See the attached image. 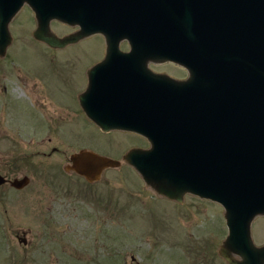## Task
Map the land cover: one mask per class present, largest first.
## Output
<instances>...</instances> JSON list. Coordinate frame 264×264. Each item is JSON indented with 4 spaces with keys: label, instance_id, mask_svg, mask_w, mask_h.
<instances>
[{
    "label": "rangeland",
    "instance_id": "374dc122",
    "mask_svg": "<svg viewBox=\"0 0 264 264\" xmlns=\"http://www.w3.org/2000/svg\"><path fill=\"white\" fill-rule=\"evenodd\" d=\"M35 25L24 3L0 55V172L30 177L21 188L0 184V264H125L131 255L140 264H228L217 251L227 234L217 201L189 192L168 198L125 161L93 182L64 169L80 147L121 158L149 143L132 131H102L77 109L84 48L101 37L52 49L33 36ZM50 26L79 29L54 19ZM251 236L264 242V214L253 218Z\"/></svg>",
    "mask_w": 264,
    "mask_h": 264
},
{
    "label": "water",
    "instance_id": "95a60500",
    "mask_svg": "<svg viewBox=\"0 0 264 264\" xmlns=\"http://www.w3.org/2000/svg\"><path fill=\"white\" fill-rule=\"evenodd\" d=\"M136 2V12L144 20L160 9L150 0ZM24 3L36 20L33 36L51 46H63L97 29L106 33L108 45L117 44L113 18L118 0H0V55L12 38L9 21ZM201 3L200 93L172 98L157 88L148 117L134 121L94 116L103 130H134L149 145L132 146L121 158L81 147L69 154L63 167L93 182L106 167L125 161L168 198L181 201L189 192L217 201L228 228L220 254L229 264H262L264 244L254 242L251 222L264 214V0ZM98 12L103 14L100 18L88 17ZM54 18L76 22L79 29L59 36L50 26ZM151 34V43L158 45L159 34L154 30ZM29 180L27 174L8 178L0 172V183L9 181L16 188ZM20 240L27 242L25 236ZM125 264L140 263L131 255Z\"/></svg>",
    "mask_w": 264,
    "mask_h": 264
},
{
    "label": "flooded vegetation",
    "instance_id": "af4514ba",
    "mask_svg": "<svg viewBox=\"0 0 264 264\" xmlns=\"http://www.w3.org/2000/svg\"><path fill=\"white\" fill-rule=\"evenodd\" d=\"M150 2L159 4L160 9L157 6L159 10L157 14L148 15L144 20V16H139L136 12V0H118L117 14L114 15L115 19L112 17L116 45L107 44L106 33L101 29L88 32L81 37L97 34L102 39L98 45L84 48L83 54L89 55L80 70L83 84L74 92L80 114L102 131L117 129L139 134L126 128L103 130L93 117L117 115L134 121L137 118L148 117L152 114L151 105L154 90L157 88L172 98H183L191 93L194 95L200 93L202 0H150ZM102 15V12H98L88 17L96 19ZM54 20L58 19L54 18ZM68 24L79 25L76 22ZM90 26L95 28V24ZM153 30L160 36L158 45L150 41ZM76 31L56 34L63 36ZM78 39L67 44L71 45ZM49 47L63 49L68 46L49 45ZM112 100L114 103L110 102ZM57 125L56 123L53 126ZM51 149L56 151L58 148L53 146ZM219 248L217 251L221 255ZM231 255L241 258L232 251Z\"/></svg>",
    "mask_w": 264,
    "mask_h": 264
}]
</instances>
